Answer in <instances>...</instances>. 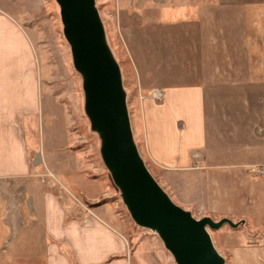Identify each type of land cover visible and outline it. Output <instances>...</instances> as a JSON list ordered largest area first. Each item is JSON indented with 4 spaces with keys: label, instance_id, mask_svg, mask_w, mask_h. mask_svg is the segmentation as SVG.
<instances>
[{
    "label": "crops",
    "instance_id": "obj_1",
    "mask_svg": "<svg viewBox=\"0 0 264 264\" xmlns=\"http://www.w3.org/2000/svg\"><path fill=\"white\" fill-rule=\"evenodd\" d=\"M177 6L187 47L184 79L157 87L160 101L150 89L141 93L146 157L176 181L174 200L160 185L174 204L235 224L224 229L230 264H264V0H178ZM14 41L27 46L20 27L0 19V180L21 181L35 224V241L18 247L28 250L19 262L163 264V247L132 243L113 205L98 202L113 198L112 183L62 176L56 192L31 178L27 122L38 113V77L30 50H18ZM225 94L231 106L216 117L214 102ZM82 185L80 199L69 188ZM25 211L18 205L17 213Z\"/></svg>",
    "mask_w": 264,
    "mask_h": 264
},
{
    "label": "rangeland",
    "instance_id": "obj_2",
    "mask_svg": "<svg viewBox=\"0 0 264 264\" xmlns=\"http://www.w3.org/2000/svg\"><path fill=\"white\" fill-rule=\"evenodd\" d=\"M200 1L203 3L209 0ZM177 4L178 0H94V7L103 24L106 44L121 72L134 143L155 181L168 194L171 193L173 200L176 199L173 191L176 181L146 157L140 132L139 102L143 90L150 89L151 92L165 83L184 79L183 64L187 63V47L181 43L179 26L184 18L179 13ZM0 19H6L20 27L27 41L26 47L32 55L31 65L38 77V113L31 115L29 123L27 122L28 143L34 149L29 158L31 178L44 187L45 182H50L51 190L56 192L58 188L61 189L57 178L62 176L78 180L82 173L86 176L95 175L104 180V183H112L109 192L113 198L107 197L98 202L113 205L117 218L122 221L126 232L130 233L132 243L143 242L146 248L154 251L163 247L168 258L162 257V263H169L170 257L172 264H176L173 255L156 233L131 220L122 196L101 159L100 138L92 130L84 110L83 76L72 60V50L64 36V23L62 24L58 2L0 0ZM13 35L16 36L15 33L12 37ZM14 43L18 50L25 51V42ZM240 91V94H244L247 90L241 88ZM240 94H236L238 99ZM227 97L232 96L225 94L215 100L216 117L220 115L218 112L231 106L228 105L230 103L226 104ZM20 182L7 180L6 183L0 180V264H12L11 259H18L15 264H22L19 259L28 250L18 249L19 245L27 240L35 241V224L28 212L29 201L24 202L21 197L23 187ZM85 188L82 185L81 188L77 186V190L72 187L69 189L82 199L79 193ZM67 195L71 196L69 193ZM21 204L25 206L26 213L16 212ZM192 207L194 206L188 209L192 217L202 218L200 209ZM225 228H229L226 223L219 229H207L216 251L224 257L225 264H230ZM158 254L162 256L161 252Z\"/></svg>",
    "mask_w": 264,
    "mask_h": 264
},
{
    "label": "water",
    "instance_id": "obj_3",
    "mask_svg": "<svg viewBox=\"0 0 264 264\" xmlns=\"http://www.w3.org/2000/svg\"><path fill=\"white\" fill-rule=\"evenodd\" d=\"M72 60L83 76L86 114L100 138V154L131 220L158 235L176 264H225L208 227L229 219L194 218L174 204L138 153L131 133L121 72L106 44L94 0H56Z\"/></svg>",
    "mask_w": 264,
    "mask_h": 264
},
{
    "label": "built area",
    "instance_id": "obj_4",
    "mask_svg": "<svg viewBox=\"0 0 264 264\" xmlns=\"http://www.w3.org/2000/svg\"><path fill=\"white\" fill-rule=\"evenodd\" d=\"M152 94V98H154L157 101L161 100V94H160V90L158 89H153V91H151Z\"/></svg>",
    "mask_w": 264,
    "mask_h": 264
}]
</instances>
